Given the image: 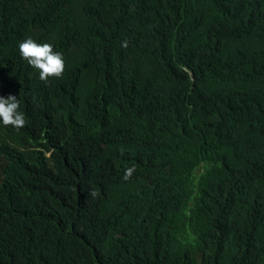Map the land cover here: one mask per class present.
<instances>
[{"label":"trees","instance_id":"1","mask_svg":"<svg viewBox=\"0 0 264 264\" xmlns=\"http://www.w3.org/2000/svg\"><path fill=\"white\" fill-rule=\"evenodd\" d=\"M10 94L0 264H264V0H0Z\"/></svg>","mask_w":264,"mask_h":264},{"label":"clouds","instance_id":"2","mask_svg":"<svg viewBox=\"0 0 264 264\" xmlns=\"http://www.w3.org/2000/svg\"><path fill=\"white\" fill-rule=\"evenodd\" d=\"M127 47V41L122 42ZM20 56L28 64L38 70L39 79L45 84L49 78H60L65 71V61L62 53L55 52L49 43H37L32 38H27L19 44ZM0 123L3 126H11L16 129L23 128L26 124L25 114L20 110V101L16 95L7 98L0 96ZM135 166L128 167L124 173V180H129L135 173ZM89 195L95 198L98 193L92 190Z\"/></svg>","mask_w":264,"mask_h":264},{"label":"rangeland","instance_id":"3","mask_svg":"<svg viewBox=\"0 0 264 264\" xmlns=\"http://www.w3.org/2000/svg\"><path fill=\"white\" fill-rule=\"evenodd\" d=\"M3 166H4V165H0V169H2V168H3Z\"/></svg>","mask_w":264,"mask_h":264}]
</instances>
